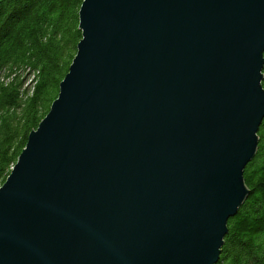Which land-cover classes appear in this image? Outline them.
Here are the masks:
<instances>
[{"label": "water", "instance_id": "water-1", "mask_svg": "<svg viewBox=\"0 0 264 264\" xmlns=\"http://www.w3.org/2000/svg\"><path fill=\"white\" fill-rule=\"evenodd\" d=\"M79 20L0 187V264H217L264 121V0H84Z\"/></svg>", "mask_w": 264, "mask_h": 264}, {"label": "trees", "instance_id": "trees-1", "mask_svg": "<svg viewBox=\"0 0 264 264\" xmlns=\"http://www.w3.org/2000/svg\"><path fill=\"white\" fill-rule=\"evenodd\" d=\"M83 1L0 0V187L58 97L82 39ZM258 136L244 170L249 195L217 264H264V121Z\"/></svg>", "mask_w": 264, "mask_h": 264}]
</instances>
